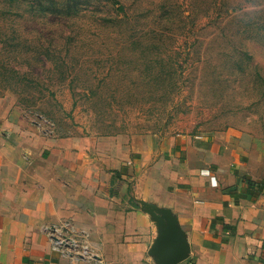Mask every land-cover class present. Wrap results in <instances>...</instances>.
Masks as SVG:
<instances>
[{
  "label": "rangeland",
  "instance_id": "374dc122",
  "mask_svg": "<svg viewBox=\"0 0 264 264\" xmlns=\"http://www.w3.org/2000/svg\"><path fill=\"white\" fill-rule=\"evenodd\" d=\"M0 112L76 142L235 129L264 164V0H0Z\"/></svg>",
  "mask_w": 264,
  "mask_h": 264
},
{
  "label": "crops",
  "instance_id": "0c3cea01",
  "mask_svg": "<svg viewBox=\"0 0 264 264\" xmlns=\"http://www.w3.org/2000/svg\"><path fill=\"white\" fill-rule=\"evenodd\" d=\"M252 149L235 129L44 139L0 112V264H163V211L179 233L178 264H264V188L254 200L264 164ZM69 220L98 260L52 250L44 227Z\"/></svg>",
  "mask_w": 264,
  "mask_h": 264
},
{
  "label": "built area",
  "instance_id": "2783aa9c",
  "mask_svg": "<svg viewBox=\"0 0 264 264\" xmlns=\"http://www.w3.org/2000/svg\"><path fill=\"white\" fill-rule=\"evenodd\" d=\"M47 234L53 251L73 259L98 260V255L91 248L88 235H81L75 226L65 221L60 225L46 226Z\"/></svg>",
  "mask_w": 264,
  "mask_h": 264
},
{
  "label": "water",
  "instance_id": "95a60500",
  "mask_svg": "<svg viewBox=\"0 0 264 264\" xmlns=\"http://www.w3.org/2000/svg\"><path fill=\"white\" fill-rule=\"evenodd\" d=\"M160 224L165 227V230L161 235L156 251L159 253L163 264H178L184 260L185 256L180 245L179 233L168 211H163Z\"/></svg>",
  "mask_w": 264,
  "mask_h": 264
},
{
  "label": "trees",
  "instance_id": "16d2710c",
  "mask_svg": "<svg viewBox=\"0 0 264 264\" xmlns=\"http://www.w3.org/2000/svg\"><path fill=\"white\" fill-rule=\"evenodd\" d=\"M113 21H116V19H112V20L111 19H107L106 23H110L111 24V23H113ZM252 183L253 182L248 181V185L249 186H252ZM258 185H259V192L254 195V200H256L260 196V192L264 188V182L263 183H258Z\"/></svg>",
  "mask_w": 264,
  "mask_h": 264
}]
</instances>
